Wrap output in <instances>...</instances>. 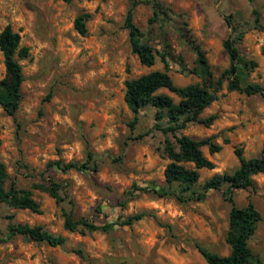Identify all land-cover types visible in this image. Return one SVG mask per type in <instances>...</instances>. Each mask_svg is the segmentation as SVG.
I'll list each match as a JSON object with an SVG mask.
<instances>
[{"label": "rangeland", "instance_id": "374dc122", "mask_svg": "<svg viewBox=\"0 0 264 264\" xmlns=\"http://www.w3.org/2000/svg\"><path fill=\"white\" fill-rule=\"evenodd\" d=\"M128 7L129 0H0V31L10 25L29 48L27 57L18 58L24 78L18 109L9 115L0 106V160L9 174L7 186L15 181L31 189L41 204L35 213L0 203V264H207L197 245L219 254L229 250L226 185L187 202L142 189L161 188L169 159L165 136L153 127L154 107H143L130 131L134 113L123 99L124 81L163 69L160 56L167 52L176 84L200 82L187 72L196 59L191 40L205 51L217 78L229 64L222 45L230 33L229 16L239 36L242 83L264 85V31L255 20L259 16L264 24V0H140L134 21L156 51L150 67L130 49L123 25ZM80 12L90 13L84 35L73 26ZM245 61L255 65L245 68ZM4 75L0 51V78ZM212 113L218 117L211 125L193 122L183 130L193 138L214 135L222 145L213 154L202 147L214 167L199 170L194 187L199 191L213 174L238 166L234 146L241 145L244 156L251 157L264 143V95L228 91L224 81L202 114ZM58 158L86 162V167L63 172L49 165ZM49 177L62 184L60 203L36 187ZM253 179L255 190L237 188L233 197L237 206L251 199L261 213L249 245L264 264V176ZM63 210L108 225L107 230L70 231ZM141 211L146 212L141 219L119 224ZM10 222L40 225L65 242L50 246L10 235ZM76 249L83 250L82 256Z\"/></svg>", "mask_w": 264, "mask_h": 264}, {"label": "trees", "instance_id": "16d2710c", "mask_svg": "<svg viewBox=\"0 0 264 264\" xmlns=\"http://www.w3.org/2000/svg\"><path fill=\"white\" fill-rule=\"evenodd\" d=\"M70 2L71 0H63ZM140 0H129L123 25L128 31V41L132 53L139 62L147 67L154 65L156 51L143 40L144 32L134 21V11ZM157 9H161L158 2H154ZM90 13L80 12L73 20L75 30L84 35L87 32L86 21ZM258 29L264 31V24L256 16ZM225 21L230 27L229 35L223 40L222 45L229 58L228 66L221 71L217 78L214 77L206 53L201 46L191 40L196 52L194 65L187 69L201 79L200 82H192L184 85L176 84L169 73L168 53L161 54L163 69H154L137 77L124 81L123 99L127 107L134 113L128 126L132 131L137 123L138 113L145 106L155 108L154 129L159 130L164 136V152L169 159L163 170L164 184L161 188L143 187L159 196H173L180 202L199 200L210 189L222 190L223 198L230 204L228 213V229L225 241L229 246V253L221 255L217 252L207 250L197 245L198 251L207 264H263L259 255L251 249L249 239L254 235L257 224L261 220V213L251 199L244 206H237L234 201L233 191L237 188L255 190L253 175L261 173L264 176V143L258 156L245 157L241 145L234 146V155L238 160V166L231 172L215 173L206 179L201 190L194 187L199 180V170L211 169L213 161L207 157L202 147L206 146L209 153L213 154L221 150L222 145L215 139L214 135L193 138L183 130L189 123H201L205 126L211 125L217 114L212 113L204 116L203 110L217 98V91L226 81L228 91H237L247 95H264V85L257 82L243 84L239 71L240 51L238 47L239 36L234 35L235 27L230 17ZM0 51L3 56L5 75L0 78V106L9 115H14L21 101V85L23 82L22 66L18 58L29 55V48L20 42V34L14 31L10 25H6L0 31ZM255 65L252 61H245ZM166 89L168 92L160 91ZM178 97L175 101L174 97ZM49 96V95H48ZM141 134L138 136L140 137ZM224 142H228L225 139ZM49 165H55L61 171L71 169L80 170L86 167V162L76 160L64 161L61 158L52 160ZM9 174L5 164L0 160V203H6L15 208L28 209L35 213L41 212L40 202L33 196L31 189L18 187L15 181L7 186ZM36 187L46 191L57 203L62 201L60 191L62 184L49 177L47 184H37ZM146 212L141 211L128 215L119 222L120 225H130L144 217ZM64 227L70 231H106L108 225H100L87 218H74L71 213L63 210ZM10 235L20 234L38 242H45L50 246H59L65 242V238L53 234L40 225H29L28 223L10 222L8 225ZM82 256L83 250H74Z\"/></svg>", "mask_w": 264, "mask_h": 264}, {"label": "crops", "instance_id": "0c3cea01", "mask_svg": "<svg viewBox=\"0 0 264 264\" xmlns=\"http://www.w3.org/2000/svg\"><path fill=\"white\" fill-rule=\"evenodd\" d=\"M229 253V250H228V252L227 253H223V254H221V255H226V254H228ZM256 253V252H255ZM258 255L260 256V254L258 253ZM260 258H261V256H260ZM262 259V258H261ZM263 261V260H262Z\"/></svg>", "mask_w": 264, "mask_h": 264}]
</instances>
